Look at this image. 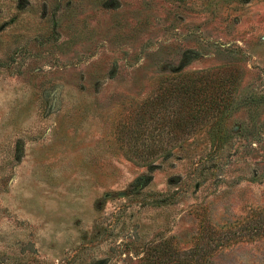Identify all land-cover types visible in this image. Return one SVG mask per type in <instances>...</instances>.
Listing matches in <instances>:
<instances>
[{
    "label": "rangeland",
    "instance_id": "374dc122",
    "mask_svg": "<svg viewBox=\"0 0 264 264\" xmlns=\"http://www.w3.org/2000/svg\"><path fill=\"white\" fill-rule=\"evenodd\" d=\"M0 264H264V0H0Z\"/></svg>",
    "mask_w": 264,
    "mask_h": 264
}]
</instances>
